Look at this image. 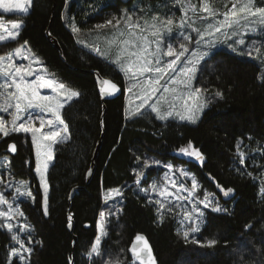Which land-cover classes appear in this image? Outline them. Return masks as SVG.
<instances>
[{
	"label": "trees",
	"instance_id": "obj_1",
	"mask_svg": "<svg viewBox=\"0 0 264 264\" xmlns=\"http://www.w3.org/2000/svg\"><path fill=\"white\" fill-rule=\"evenodd\" d=\"M137 1L154 5L160 0ZM257 1L264 7V0ZM129 4L119 0H32L28 14L6 16L20 20L22 29L16 41L0 45V55L27 41L48 76L80 93L61 110L68 133L52 147L53 162L46 176L47 216L30 137L10 133L0 138V159H8L10 178L28 182L34 197L19 202L28 227L23 238L32 249L23 264H69L70 258L73 264H92L86 253L101 235V223L105 234L101 235V256L93 254L95 264H133L128 248L137 234L147 237L158 264H264L263 62L254 58L253 51L248 55L222 48L197 65L194 86L202 89L207 108L195 124L162 122L151 114L131 115L124 96L102 103L94 72L122 88L124 76L113 64L112 54L106 57L112 48L93 53V48H103L102 42L93 37L92 44L85 47L78 38L104 28L108 29L104 34L112 33V25L96 26L108 20L122 22ZM73 27L79 31L74 33ZM47 33L59 48L52 45ZM257 39L264 42V36ZM189 142L202 160L171 156ZM12 143L16 145L14 154L9 150ZM99 143L94 171L87 180ZM145 160L186 167L201 187L197 196L204 191L213 194L227 211L204 209L206 223L185 239L179 230L178 208L167 205L158 213L160 207L149 198L150 184L162 181L164 169L152 164L143 169L144 176L137 182L136 173ZM217 185L233 189L230 197L225 199ZM74 189L78 190L70 198ZM111 189H120L122 194L103 201ZM101 211L105 213L103 222ZM160 216L162 223L158 222ZM70 221L72 232L68 230ZM209 240H215V245L209 247ZM13 242L11 234L0 227V264H6ZM11 260L21 264L17 258Z\"/></svg>",
	"mask_w": 264,
	"mask_h": 264
},
{
	"label": "snow or ice",
	"instance_id": "obj_2",
	"mask_svg": "<svg viewBox=\"0 0 264 264\" xmlns=\"http://www.w3.org/2000/svg\"><path fill=\"white\" fill-rule=\"evenodd\" d=\"M175 4H182L183 0H173ZM203 8L201 9L204 12H207L210 16L215 15V11L209 6L206 0H202ZM240 3V0H234L232 7L235 9L237 4ZM32 4V0H0V15L5 13L10 14H28L29 6ZM254 0H245V3L242 4L240 11L249 13L252 16H259V23L264 24V8L255 9ZM188 9L195 11L194 6L188 5ZM186 14V12H185ZM227 17V13L224 14ZM235 15V13H233ZM158 18H153L152 24L147 27H142L139 22L136 23H127L126 27L129 29L136 28L139 29L141 33L147 31L151 28V35L157 37L155 41H148L147 37L143 35H137L136 32H130L129 35L135 37L137 41L141 42V45L137 47L135 52L127 53L129 57H135V60H131L130 58L127 61H121V57L125 55L126 50H122L120 55H118L113 63L118 65L119 71L124 74L126 80L132 81V83L128 86L127 90L133 95L136 93L133 92V89H140V94L138 98L141 100V103L136 106L135 109L132 110V115H142L143 113L140 111L141 109L150 107L152 113H156V118L159 120H166L168 117L173 115L172 110H168L166 112H161L158 105L161 101L167 102V98L163 96H156L158 92L163 89V92H176L175 88H171V85H176L178 83L182 84L184 88L191 89L192 83L195 73L197 72V65L200 64L202 60L205 59L210 53L209 51L203 52H192L191 58H189L186 54L189 53L190 49L184 44H180V51H174L171 44L167 46V50L164 55L168 57H174L166 62H162L159 56L161 52V33L157 26L156 20ZM201 19H205L201 17ZM127 21H132L131 16H127ZM255 23V21H254ZM120 24L119 20H116L115 24L113 20L106 21V24L97 25V28H104L107 25H112L113 27L118 28ZM160 24L166 26L167 31L170 33L172 28L170 27L173 24V20L168 18L164 21H160ZM183 23L180 24L182 28ZM224 24L219 26H213L212 24L208 25L209 29H213V31L207 32V35H215L221 31V28L224 27ZM227 27H231V23H227ZM22 29V22L20 20L13 21L11 23V28L0 24V33H6L7 35L0 34V42H5L8 40L16 41L20 35V30ZM194 31H198L197 29H193ZM79 29L73 27V32H78ZM249 33L255 32V28H249ZM123 35V33H121ZM179 35L183 38L184 41L188 43L192 42V38L184 35L183 32L179 33ZM205 39V34H200L199 40H196L195 43L197 45H201V41ZM225 39L231 40V35H225ZM79 42V41H78ZM125 44H128L129 41H125ZM150 43L156 44L155 52L149 51ZM24 45H27V41L23 42L21 47H17L13 52L7 55H0V97H3V103H0V113H6L11 117V120H6L4 115H0V134L3 137H8L10 133H31L32 134V144L36 148V157H37V167L36 171L40 176L41 185L44 188V198H43V214L45 216L48 215V188L47 181L45 179L44 173L47 171L48 161L51 160L52 157V146L54 144L62 142L61 134L62 132L68 133V125L65 123V120L62 118L61 110L65 107L66 102H71L73 98L79 97L80 93L69 89L63 82H58L54 78H48L46 74H36L37 69L33 68V64L40 65V60L38 57L34 55L32 50L28 49V54L24 52ZM245 45V40L243 38L237 39L233 42V44L229 45L232 50L235 52L238 50V46ZM87 47V45H84ZM136 47V45H133ZM202 47L208 49L210 47H215V42L210 44H203ZM93 51L99 52L98 48H93ZM242 52L243 49L240 48ZM255 51H259L258 48ZM251 55V51L247 53ZM152 57H155V61H153ZM181 57H185L184 61H181ZM29 60L30 62L25 65L22 63H17L16 60ZM133 66H135V71L133 70ZM46 72V70H44ZM153 73L151 78H147L144 80L139 79V77L144 76L145 73ZM129 73L131 75L129 76ZM169 73H173L169 77V79L162 84L161 81L164 80L165 76H169ZM35 74V79H28ZM100 94L103 96L113 95L115 92L120 91L117 84L112 82L109 79H104L101 81ZM9 89H13V91H8ZM41 89H50L55 95L41 94ZM202 89L195 88L194 91H190L187 93L188 96L196 95L201 93ZM217 96H222V93L217 92ZM156 97V103L150 104L149 101ZM170 108L174 107L171 104ZM184 108L187 112V115L177 113L179 115L180 120L187 121L189 123L195 124L197 122L199 113L203 110V105L192 104L189 105L187 102L184 104ZM48 114H51V118H47ZM39 122V127H36V122ZM62 125V129H56L55 125ZM47 127L51 129L50 131H43V129ZM66 138V137H65ZM9 150L11 152L16 151V145L14 143L9 145ZM179 153L188 156L194 157L196 160H202V154L198 149H195L191 142L188 143L187 147H181L179 149ZM241 155V163H243V153ZM44 157L43 161L41 157ZM139 159V158H137ZM152 164L159 165V161H144L142 168L137 171L136 177L137 182L139 183L141 177L144 176L143 169L150 167ZM168 169V172L165 173L164 180L165 183L170 182L173 187H177L176 182L170 180V173L173 170V166L171 164L165 165ZM182 175L188 176L189 173L186 171L182 172ZM191 188L187 189L184 185H179L177 188L178 192L186 191L188 195L183 197V199L188 200L189 203L192 204L190 210H183V218L181 220V226L184 227L185 222L189 225L187 230L183 231V236L185 239H188L190 233H195L201 230V225L205 224L206 221L204 219L205 213L200 210L198 205H203L204 209H210L213 213H221L226 212L227 209L222 208L218 201H215L214 198H210V194L205 192L203 194V199L196 197V193L198 189V182L195 176H191ZM220 188V191L224 196H228L229 193L233 192V189L228 188L224 189L217 185ZM153 191H159L157 185H152ZM147 192V190H145ZM163 192H167L166 188L162 189ZM16 192L20 196H28L32 197L33 194L31 191L21 192L20 187L16 188ZM261 192L264 193V188L261 189ZM120 189H111L108 191L105 200L111 199L114 195H121ZM169 196H172L174 200L179 201L182 197L180 195H176L174 193H168ZM15 199V197H14ZM34 199V197H33ZM156 204H160L161 211L164 208V204L157 200ZM169 204H172V200L168 201ZM8 205L6 211H0V219H3L5 223L0 224V227L6 228L8 233L11 234V240L15 241L20 245V249H24V243L21 242L19 237L13 232V225L7 221H10L16 215L24 216L23 211L19 208H13L12 203L9 202L2 194H0V205ZM176 207H181L179 204ZM168 211L171 212L172 208L169 207ZM100 221L103 222L105 213L101 211L99 213ZM71 220V217H69ZM158 222H163V217L160 216ZM247 227H251L248 225ZM24 230V229H21ZM99 232L101 235L105 234L103 223L99 225ZM178 234H180L178 232ZM101 235H97L95 237V242L91 245V250L86 253L87 257L92 264H95L93 260V254L99 257L101 256ZM135 241L137 243L133 244L130 248V252L132 254L133 264L135 261H139V264H157L156 259L153 255V250L145 238V236L137 234L135 237ZM31 243V240H29ZM37 244H40V241H36ZM197 243H199L197 241ZM216 243L215 240H209L207 245L209 247L214 246ZM203 246V245H202ZM25 251L31 252V248L25 249ZM11 257H16L23 264L24 257L20 253L19 249H12L9 254V258L6 260V264H13ZM69 264H71V258L69 260ZM112 264H122V262L116 261L112 262Z\"/></svg>",
	"mask_w": 264,
	"mask_h": 264
},
{
	"label": "rangeland",
	"instance_id": "obj_3",
	"mask_svg": "<svg viewBox=\"0 0 264 264\" xmlns=\"http://www.w3.org/2000/svg\"><path fill=\"white\" fill-rule=\"evenodd\" d=\"M206 2L209 4V6L215 11V15L210 16L207 12L202 11L201 9L203 8V3L202 0H183L182 4H175L173 2V0H160L158 2H156L154 5L151 4H145L142 5V3L138 2L137 0H132L129 4V11H125L124 14V20H122V22H120L121 24L119 25L118 28L116 27H112L114 28L110 33V34H104V31H107V28H104L105 30L102 29H98L97 32L91 33V34H87L84 37H79L78 39L85 45H89L92 44V39L94 37V41H100L102 42L103 48L100 46V48H98L100 51H94L93 53H98V54H102L103 52H107V50H110L111 48L113 49V52H111L110 54L107 52V56L109 57V55L112 56V62L115 60V58L120 55L122 50H126L125 55H123L121 57V61H127L129 58L131 60H135V57H129L127 55V53H131V52H135L137 50V47H139L141 45L140 41H137L135 37H132L129 35L130 32H136L137 35H143L145 37H147L148 41L152 42L155 41L157 39V37L152 36L150 33L151 31H153L151 28H149L147 31H144L143 33L140 32L139 29L136 28H132L129 29L128 27H126V22L127 23H136L137 21L139 22V24L142 27H147L148 25L152 24L153 22V18H158L156 20L157 26L160 30L161 33V39H162V45H161V52L159 53L160 59L162 62H166L169 61L171 59H174V57H168L166 55H164V53L167 50V46L169 44L172 45L174 51H180V44L184 43L189 49V53H187L186 55L191 58V54L192 52H203V51H209V55H211L215 50H219V49H226V50H230L233 51L231 47H229V45L233 44V42L237 39L243 38L245 40V45L243 46H238V50L235 52L241 53L240 48L243 49V51L249 52V51H253L254 54V58L256 60H259L261 62H263L264 64V42L262 39H257V38H262L264 36V24L259 23V16H252L249 13L246 12H242L240 11V8L242 6L243 3H245V0H240V3L237 4V7L234 9L232 7V4L234 2V0H206ZM255 3V9H259V8H264L263 6H261V4L259 5L257 0H254ZM192 5L195 8V11L189 10L188 9V5ZM158 5V6H157ZM162 9H160V8ZM31 5L29 6V11H30ZM2 11V10H0ZM186 12V14H185ZM225 13H227V17L224 15ZM233 13H235V15H233ZM7 15H24L21 13H17V14H10V13H5L0 15V24H3L4 26H7L8 28H11V23L13 21H17L18 19H8L6 16ZM127 16H131L132 17V21L128 22L127 21ZM201 17H204L205 19H201ZM168 18H171L173 20V24L170 26L172 28V31L169 33L167 31L166 26H163L160 24V21H164ZM255 21V23H254ZM183 23V27H180V24ZM227 23H231V27H227ZM212 24L214 27L215 26H219L221 24H224L225 26L221 28V31L218 33H215V35H207V32L213 31V29H209L208 25ZM255 28L256 31L255 32H251L249 33L248 29L249 28ZM73 31V28H71ZM193 29H197L198 31H194ZM183 32L184 35H187L189 37L192 38V42L188 43L187 41H184L183 38L179 35V33ZM99 33V34H97ZM121 33H123V35H121ZM3 35H7L6 33H0ZM97 34V35H96ZM200 34H205V39L203 41H201V45H197L195 43L196 40H199L200 38ZM96 35V36H95ZM225 35H231L232 39L231 40H227L225 39ZM11 40L5 41V42H0V45H4L7 42H10ZM125 41H129L128 44H125ZM212 42H215V47H210L208 49H205L204 47H202L203 44H210ZM133 45H136V47H134ZM21 47V46H19ZM258 48L259 51H255V49ZM28 49L29 46L28 45H24V52L25 54H28ZM111 49V51H112ZM156 50V44L155 43H150L149 46V51L151 52H155ZM14 50H12L11 52H13ZM9 52V53H11ZM234 52V51H233ZM7 53V54H9ZM5 54V55H7ZM96 55V54H95ZM208 55V56H209ZM105 56V55H104ZM110 56V57H111ZM205 57V59L208 58ZM17 63H22L27 65L30 61L29 60H19L16 59ZM153 61H155V57H152ZM185 57H181V61H184ZM204 59V60H205ZM40 60V59H39ZM204 60H202L200 63H202ZM115 64V63H113ZM116 65V64H115ZM199 65V64H198ZM116 67L119 70L118 65H116ZM198 67V66H197ZM33 68L37 69V73L36 74H46L48 78H52L50 76H48L47 71L45 72L44 70L45 67L43 66V63L40 60V65H36L33 64ZM133 70L135 71V66H133ZM198 71V70H197ZM122 73V72H121ZM123 74V73H122ZM197 72L195 73L196 76ZM131 75V73H129V76ZM175 75L173 73H169V76H165L164 80L161 81L162 84H164L170 76ZM124 76V74H123ZM153 76V73L149 72V73H145L144 76L139 77V79L144 80L147 78H151ZM195 76L193 78V80L191 81L192 83V88L191 89H186L184 88V86L180 83L176 84V85H171V88H175L176 92H168L165 93L163 92V89H161L160 92H158L156 94V96H163L167 98V102L161 101L160 104L158 105V107L160 108L161 112H166L168 110H172L173 111V115L171 117H168L166 120H159L162 122H166V121H177V122H187V121H182L179 118V115H177V113H181L184 115H187V112L184 108V104L185 102H187L189 105L192 104H196V105H203V110L202 112L199 113L198 120L200 119L203 111L207 108V103H206V99L204 94L201 92L198 94V97L196 95H192V96H188L187 93L190 91H194V89L196 88L194 86V79ZM28 79H35V74L32 77H29ZM132 83V81L130 80H126L124 77V89H125V100H126V111L132 115V110L136 108L137 105H139L141 103V100L138 98L139 94H140V89H133V92L136 93V95H133V93H130L127 88L128 86ZM2 91V90H0ZM8 91H13V89H9ZM41 94H48V95H55V93H53L50 89H41ZM75 99V98H73ZM0 103H3V97H0ZM69 103L66 102L65 105ZM150 104H154L156 103V97H153L150 101ZM172 105L174 107L170 108L169 105ZM143 114H151L152 116H154L156 118V113H152L150 107H145L143 109L140 110ZM0 115H4L6 120H11V117L8 116L6 113H0ZM47 118H51V114H48ZM189 123V122H187ZM192 124V123H189ZM36 127H39V122L37 121L35 124ZM56 129H62L63 126L56 124L55 125ZM51 129L45 127L43 129V131H50ZM12 133H16V132H12ZM21 134H25L28 135L31 139L32 142V134L31 133H23L20 132ZM3 137L2 134H0V138ZM66 134L62 132L61 134V140L64 141L66 138ZM33 145V144H32ZM55 145V144H54ZM53 145V146H54ZM52 146V147H53ZM33 150H34V155H35V163H36V167H37V157H36V148L33 145ZM52 157H53V153H52ZM44 157H41V160L43 161ZM53 162V158L51 160H49L48 163V167H47V171L44 173L45 175V179L47 181V172L48 169L50 167V165ZM159 167L164 169V173L162 176V181H153V183L150 184L149 186V198L151 201H161L164 204V207L167 205H177L179 204L181 207H177L178 208V224H179V230L181 232H183L184 230H187V228L189 227V225L187 224V222H185L184 227L181 226V220L183 218V210L184 209H188L190 210L192 207V204L188 202V200L183 199V197H186L188 195V193L186 191H181L178 192L177 188L179 187V185H184L185 188L190 189L191 188V179L190 177L193 176V174H191L190 172H188V170L186 169V167L184 166H177L176 168H173L172 172L169 174L170 175V180L175 181L177 187H173L172 184L170 182L165 183L164 180V176L165 173L168 172L167 167L164 166H160V164L158 165ZM186 171L189 173L188 176H184L182 175V172ZM35 173H36V177L38 179L40 188H41V193H42V197L44 198V188L41 185V181H40V176L36 171L35 168ZM155 184L157 185V188L159 189V191H153L152 190V185ZM20 187L21 192H26V191H31L30 190V186L28 182L25 181H17L14 180L12 178H10L9 175V161L7 158H2L0 159V194H2L7 200H9L10 203H12L13 208H19V202L21 200H31L32 197H28V196H20L17 192H16V188ZM47 188H48V183H47ZM166 188L167 192H163L162 189ZM200 185L198 184V191L196 193V197L198 193H200ZM145 189V188H144ZM142 189L143 192H145V190ZM168 193H174L176 195H180L182 198L177 201L174 200V198L172 196H169ZM205 193V191L200 194V199H203V194ZM48 196V193H47ZM15 197V199H14ZM116 197L118 196H113L111 199H108L107 201H111L113 199H116ZM225 199L230 197V195L228 196H224ZM210 198H214L215 201H217V197L213 194H210ZM172 200V204H169L168 201ZM106 202V200H105ZM160 207V204H156ZM200 210L203 211V205H198ZM8 208V205H0V211H6ZM9 223H11L13 225V232L19 237V239L21 240V242L24 243V249H20V245L17 244L15 241L13 242V248L12 249H19L20 253L23 255L24 257V261L27 258L28 255V251H25V249H27V244L25 239L23 238L25 233L28 232V227L26 226V223L24 221L23 216H19L16 215L15 217H13L10 221H7ZM5 223V221L3 219H0V224ZM2 228V227H1ZM6 229V228H4ZM24 229V230H21ZM7 230V229H6ZM195 233H190L189 237H192ZM11 258H16V257H11ZM23 261V262H24Z\"/></svg>",
	"mask_w": 264,
	"mask_h": 264
},
{
	"label": "water",
	"instance_id": "obj_4",
	"mask_svg": "<svg viewBox=\"0 0 264 264\" xmlns=\"http://www.w3.org/2000/svg\"><path fill=\"white\" fill-rule=\"evenodd\" d=\"M119 1H120L121 3H123V4L126 5V4H129L132 0H119ZM46 36H47V38L51 41V43H52V45H53L54 47L59 48L57 42H56L53 38H51V36L49 35V33H47ZM94 77H95V83H96L97 90H98V93H99V95H100V98H101L102 103H104L105 101H109V100L116 99V98H118V97H120V96H125V89L122 88L121 86H119L118 84H117V86H118V88L120 89V91L115 92L113 95H107V94H105V95L102 96V95L100 94V88H101V86H102V85H101V81L104 80V79H106V78H103L98 72H94ZM112 82H113V81H112ZM99 148H100V143L98 144L97 149H96V151H95V154H94V157H93V161H92V165H91V168H90V170H89V172H88L87 180H89V179L91 178L92 174H93V171H94V160H95V158H96V156H97V151L99 150ZM11 153L14 154V152H11ZM171 156H173V157H175V158H179V159H181V160H185V161H198V160H196L194 157H188V156H185V155L179 153V151L172 152V153H171ZM76 190H78V189H74V190L71 192L70 198H72V196L74 195V192H75ZM231 195H232V194H231ZM68 230H69L70 232H72V230H73L72 221H70V223H69V225H68ZM140 235H143V234H140ZM143 236H145V235H143ZM135 237H136V236H135ZM135 237L133 238V240H132V242H131V244H130V246H129V248H128V253H129V256H130L132 262H133V259H132V254H131V252H130V248L132 247L133 244L137 243V242L135 241ZM145 238L147 239L146 236H145ZM74 240H75V238H74ZM147 240H148V239H147ZM148 242H149V241H148ZM149 244H150V242H149ZM150 246H151V244H150ZM151 248H152V246H151ZM152 250H153V249H152ZM153 255H154V252H153ZM154 257H155V255H154ZM155 259H156V258H155ZM156 262H157V260H156ZM71 264H73V263H71ZM134 264H139V261H135ZM157 264H158V262H157Z\"/></svg>",
	"mask_w": 264,
	"mask_h": 264
},
{
	"label": "built area",
	"instance_id": "obj_5",
	"mask_svg": "<svg viewBox=\"0 0 264 264\" xmlns=\"http://www.w3.org/2000/svg\"><path fill=\"white\" fill-rule=\"evenodd\" d=\"M107 195H105V196H103V201H105V197H106ZM120 196V195H119Z\"/></svg>",
	"mask_w": 264,
	"mask_h": 264
}]
</instances>
